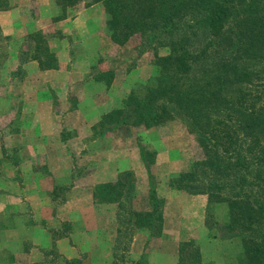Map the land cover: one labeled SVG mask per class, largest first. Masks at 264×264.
<instances>
[{"label":"rangeland","instance_id":"374dc122","mask_svg":"<svg viewBox=\"0 0 264 264\" xmlns=\"http://www.w3.org/2000/svg\"><path fill=\"white\" fill-rule=\"evenodd\" d=\"M30 1L27 4L21 3V0H0L2 9L13 8L14 12L11 33L5 32L0 23V95L3 100L0 104L11 99L9 78L17 71L20 73L19 70H12L13 64H19L21 70L22 62L30 61L31 55L47 47L53 51L58 67L66 74L64 79L69 102L64 103L65 106L94 107L99 111V119L92 131V137L98 140L95 147L83 150L81 156L85 153L88 158V153L97 149L94 151L96 158L93 159L96 161L100 159V149L109 145L120 156L124 154L121 150L123 147L120 148L123 143L138 146L139 159L133 168L115 165L120 170L119 178L126 170L133 173L126 175L124 184L131 188L132 193L124 190L123 195L113 201L100 202L98 210L106 223H112L99 228L103 231L102 245H106L105 248L111 252V264H243L240 237L223 228L227 204L209 201L205 193L180 189L173 182L180 171L190 168L192 160L200 158L202 154L185 122L180 117H173L150 126H157L154 131H145L149 127L133 124V117H128L127 110L132 106L126 104L128 95L133 93L140 97L147 86L155 82L159 70L157 56L167 52V48H157V41L154 40L144 43L139 33H134L122 43L115 42L110 36L105 6L95 0H49V5L56 4L60 8L54 10L56 14L52 21L47 25L49 20L45 25L42 21L43 26L33 30L35 22L32 19L39 17L40 10L48 11L37 0ZM38 30L41 33L32 35L31 32ZM55 103L59 107L64 106L60 100L56 99ZM7 104L9 106V101ZM114 108H122L123 111L116 121H107L105 115L112 113ZM80 172H84L83 167L76 166L73 173ZM154 192L164 200L165 195L173 193L172 203L181 210V218L176 219L178 224L162 225V228L177 232L176 253L171 251L174 247L169 238L155 235L157 221L154 218L155 207L151 204ZM135 211L148 215L152 212L154 224H136L133 219ZM66 222L57 224L59 234L73 231L69 221ZM8 225L0 224L6 226L0 227V264L14 261L15 264H83L80 257L71 260L61 258L56 246L48 247L42 260L30 262L25 255L31 246L29 244L18 247L11 245L15 253H12L13 260H10L8 253H5L10 250L7 242L12 237L6 231ZM106 227L112 229L110 233ZM17 231L22 236L27 229L22 234L20 229ZM57 232H53L55 236ZM111 241L112 246H109ZM88 245L89 240H86L84 247ZM17 248L20 253H16ZM97 263L94 261L92 264ZM102 264L106 262L102 261Z\"/></svg>","mask_w":264,"mask_h":264},{"label":"trees","instance_id":"16d2710c","mask_svg":"<svg viewBox=\"0 0 264 264\" xmlns=\"http://www.w3.org/2000/svg\"><path fill=\"white\" fill-rule=\"evenodd\" d=\"M95 1L105 6L115 42L139 33L144 43L167 48L157 56L155 82L140 97L128 95V117L145 127L173 117L185 122L202 154L173 182L225 202L223 228L240 237L243 264H264V0ZM31 57L42 68L57 66L47 47ZM122 111L114 108L107 121ZM122 174L95 185L99 202L132 193L124 184L133 173ZM151 204L159 235L164 199L154 192ZM152 214L135 211L133 219L148 226Z\"/></svg>","mask_w":264,"mask_h":264},{"label":"crops","instance_id":"0c3cea01","mask_svg":"<svg viewBox=\"0 0 264 264\" xmlns=\"http://www.w3.org/2000/svg\"><path fill=\"white\" fill-rule=\"evenodd\" d=\"M30 2L21 0V3ZM37 2L48 12L40 10L39 17L32 19L35 22L33 30L43 23L45 25L47 20L46 25L52 21L56 14L54 10L60 8L56 4L49 5V0ZM13 14V8L0 7V23L5 32L13 31ZM30 59L22 62L21 70L19 64H13L11 69L20 73L17 71L9 78L11 99L6 100L9 106L7 102L0 104V224H10L6 231L12 234L7 242L10 250L5 253L13 260L11 256L15 251L11 245L29 244L31 246L25 254L28 261H40L48 247L56 246L61 258L71 260L80 257L83 264L94 261L111 264L113 258L106 245H102L103 231L99 228L112 223H106L98 212L100 202L95 198L94 187L99 182L117 179L120 170L115 165L133 168L139 159L138 146L123 143L120 148L123 147L124 154L120 156L109 145L100 149V159L96 161L93 159L97 149L89 152L88 158L85 153L81 156L83 150L96 145L98 139L92 137V131L99 119V111L94 107L65 106L64 103L69 102V94L64 70L58 65L42 68L36 59L31 56ZM56 99L64 106L59 107ZM155 127L145 131H154ZM130 153L133 154L126 155ZM76 166H82L84 172L73 173ZM172 197L173 193L164 196L165 227L170 223L178 224L176 219L181 218V210L173 205ZM66 220L73 231L59 234L57 224H65ZM165 227L158 236L169 238L174 247L171 251L176 253L177 232ZM19 229L21 234L25 232L22 236H19ZM55 230H58L56 236ZM109 230L112 229L107 228L110 233ZM86 240H89L88 247H84ZM109 246H112V241ZM16 253H20L19 248ZM8 264H15V261Z\"/></svg>","mask_w":264,"mask_h":264}]
</instances>
